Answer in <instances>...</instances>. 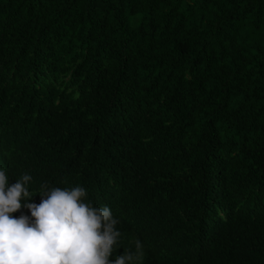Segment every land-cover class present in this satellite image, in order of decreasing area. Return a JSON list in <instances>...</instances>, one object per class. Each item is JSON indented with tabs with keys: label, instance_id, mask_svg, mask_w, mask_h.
Segmentation results:
<instances>
[{
	"label": "trees",
	"instance_id": "16d2710c",
	"mask_svg": "<svg viewBox=\"0 0 264 264\" xmlns=\"http://www.w3.org/2000/svg\"><path fill=\"white\" fill-rule=\"evenodd\" d=\"M0 170L108 206L110 262L264 264V0H0Z\"/></svg>",
	"mask_w": 264,
	"mask_h": 264
},
{
	"label": "clouds",
	"instance_id": "9594fccd",
	"mask_svg": "<svg viewBox=\"0 0 264 264\" xmlns=\"http://www.w3.org/2000/svg\"><path fill=\"white\" fill-rule=\"evenodd\" d=\"M0 170V264H139L144 252L140 240L135 251H124L109 261L122 235L120 221L108 206L93 207L85 202L86 189H48L42 184L41 202L27 185L32 177L23 174L9 186ZM23 201V205L21 203ZM29 215L13 217L21 208Z\"/></svg>",
	"mask_w": 264,
	"mask_h": 264
}]
</instances>
